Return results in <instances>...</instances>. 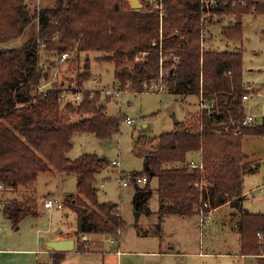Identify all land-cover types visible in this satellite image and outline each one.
<instances>
[{"label":"trees","instance_id":"16d2710c","mask_svg":"<svg viewBox=\"0 0 264 264\" xmlns=\"http://www.w3.org/2000/svg\"><path fill=\"white\" fill-rule=\"evenodd\" d=\"M141 3L133 9L130 0H54L38 8L36 0H0V211L14 228L27 217H39L33 187L41 173L54 171L76 176V193L68 194L63 205L76 214L79 251L84 250L80 241L85 236L113 234L125 227L118 205L98 200L96 179L110 164L108 159L95 154L68 157L76 134L109 139L119 132V119L107 114L98 92L94 98L87 92L81 103L63 107L57 86L37 92L41 78L48 75L39 65L40 56L55 65L65 53L74 65L82 53H101L100 60L114 64L118 87L136 93L158 83L164 68L168 93L210 106L189 123L179 122L174 131L136 141L134 152L145 161L144 171L131 176L137 191L143 192L137 211L152 214L145 206L152 196L149 180L144 187L137 183L143 176L158 178L156 213L161 220L207 213L236 201L241 206L244 177L258 169L247 162L244 138H264V122L242 124L247 116L244 96L249 94L242 51L206 43L212 40L209 28L226 21L221 37L240 39L243 17L264 14V0H218L216 5L164 0L162 18L148 0ZM22 37L20 45H9ZM89 62L87 57L79 77L89 78ZM193 154L202 169L187 166ZM20 188L29 193L5 197ZM238 232L239 254L264 264V213L241 210ZM65 255L54 251L52 264Z\"/></svg>","mask_w":264,"mask_h":264},{"label":"rangeland","instance_id":"374dc122","mask_svg":"<svg viewBox=\"0 0 264 264\" xmlns=\"http://www.w3.org/2000/svg\"><path fill=\"white\" fill-rule=\"evenodd\" d=\"M131 1V0H130ZM141 4V0H138ZM37 7L50 5L54 0L37 1ZM33 6V5H32ZM227 22V21H226ZM223 24L212 25L210 45L219 50H241L243 53V80L246 85L253 86L249 91V98L244 107L247 116L255 118V124L264 122V14H247L242 19L241 38L236 40L221 37ZM25 37L10 42V46L20 45ZM205 44V43H204ZM101 53H82L79 61L74 65L67 61L55 65L45 63L40 56L39 65L44 67L47 76L41 78L40 84L46 89L58 88L74 83L78 88L89 92L100 90H114L118 88L115 80V66L112 62L102 61L98 57ZM89 58V78L83 74L84 61ZM85 79V80H83ZM154 84V83H153ZM50 85V86H49ZM127 88V87H126ZM146 88V87H145ZM121 97L111 100L100 95V104L107 107V114L120 121L119 132L109 139H99L90 133L76 134L73 138V148L68 153L72 160L84 154H95L106 157L110 164L97 175L99 202H112L118 205L125 227L113 234L87 235L80 244L83 252L77 248L65 255L59 264H258L252 256H244L237 252L239 247L238 222L242 208L253 213H264V138L245 137L243 150L247 154V162L257 167L253 173L244 177V199L240 208L230 206L221 211H200L195 216H168L161 220L156 213L158 210V178L149 180L152 196L145 202L152 214L136 210L135 198L137 187L132 184L131 176L134 172H143L144 158L135 154L136 141L144 136L158 137L161 133L174 131L179 122L192 121L197 118L202 105L199 99L193 97L181 98L163 89L161 92L136 93L123 88ZM110 98V97H109ZM63 107V106H62ZM133 123H128L127 120ZM197 154L189 155L193 159ZM119 161L120 166H113L112 161ZM121 172V173H120ZM76 176L66 175L57 171L41 173L33 190L39 201L40 215L38 218H28L20 222L18 229L14 228L9 219L0 211V236L10 238L12 242L17 237H29L38 229L41 230L37 243L40 248L41 239H47L53 234L63 232L64 238H73L78 246L75 235L76 214L68 207L46 209L44 199L58 198L62 202L68 194L76 193ZM142 187L146 185H141ZM256 189L255 197H249L250 191ZM27 188H20L18 192L8 191L5 197L28 194ZM2 207V203H0ZM1 210V208H0ZM206 217L208 225L201 228V217ZM47 223V224H45ZM258 238L261 240L259 235ZM112 240L115 244H112ZM120 245L118 246V241ZM24 248V247H23ZM120 248L121 254L116 249ZM171 254L160 251L172 250ZM156 251V252H155ZM31 255L21 254L1 257L6 264H27ZM32 258V257H31ZM42 264H52V260L42 255ZM46 258V260H45Z\"/></svg>","mask_w":264,"mask_h":264},{"label":"built area","instance_id":"2783aa9c","mask_svg":"<svg viewBox=\"0 0 264 264\" xmlns=\"http://www.w3.org/2000/svg\"><path fill=\"white\" fill-rule=\"evenodd\" d=\"M40 1V0H37ZM150 4H152L155 8V10L158 11L160 17L162 18L166 13H165V5H164V0H148ZM202 2H210L212 5H216L218 3V0H202ZM68 58V54L65 53L63 54L60 58L59 61L60 63H63L67 60ZM160 81L158 83H154L150 86H148L149 91L151 92H161L163 89H166V84L163 82V77L166 76L168 74V71L164 68H161L160 71ZM50 86V85H49ZM52 87H49L48 89H46L45 85L43 84H38L37 86V92L38 93H47ZM248 91H252L253 86H247ZM59 92H60V104L62 106H65L68 103H75V104H79L82 102L84 95L88 92L90 93V98H94V96L96 95V92L93 90L91 92L83 89V88H78L77 86H75L74 83H70L67 86H63L59 88ZM100 95H105V97L108 99L109 97L112 98L114 96L116 97H121L123 90L120 89L119 87L114 89V90H104L101 89L100 91ZM249 98V94L244 96V100H247ZM203 108H210V106L207 103H203L202 104ZM128 123H133L131 120H127ZM243 126H249V125H253L255 124V118L253 116H246V118L243 121ZM239 132V131H238ZM111 164L113 166H120V162L119 161H112ZM187 166H189V168L191 170H198V169H202V163L199 159L197 158H193L190 159L189 161H187ZM121 173V172H120ZM148 182L147 177L143 176V177H139L137 179V183L139 186L141 185H146ZM196 186H198V183H196ZM251 193L249 194V197H255V192L256 189H253L250 191ZM264 192V188L260 189V193ZM43 205L46 209H52L54 207L56 208H60L62 209L64 207L63 202L58 199V198H47L44 199L43 201ZM205 206H207L205 204ZM208 225V220L206 219V217H201L200 220V226L201 228H206ZM259 237L261 238L262 236L259 235ZM113 242V241H112Z\"/></svg>","mask_w":264,"mask_h":264},{"label":"crops","instance_id":"0c3cea01","mask_svg":"<svg viewBox=\"0 0 264 264\" xmlns=\"http://www.w3.org/2000/svg\"><path fill=\"white\" fill-rule=\"evenodd\" d=\"M243 195H245V194H243ZM230 206H232L231 203L230 204H226V205H224L222 207H219V208L215 209L214 212L221 211V210H224V209H228ZM241 206H242V203H241ZM241 206L238 205V207H235V206H232V207L240 208ZM242 210H245V209L242 208ZM28 218H38V217H28ZM25 219H27V218H25ZM45 224H47V223H45ZM40 232H41V230L38 229L32 235H30L29 237H24V238L17 237L16 238L17 240H14V242H12L9 237L3 239L0 236V259H2L1 257L8 256V255L17 257V256H19L21 254H28V255H31V256H29L27 264H42V259H43L42 255H44L46 258L49 257L50 260H53V252L54 251L51 250L46 245V242L49 241V240L65 239L62 236L63 232L60 230L59 234H53V235L49 236L47 239H41L40 240V245L44 246L45 249L42 248V247L40 248V246L37 243V239L39 238ZM237 233H238V237H239V240H238L239 247L237 249V252L239 253V249H240V234H239L238 230H237ZM85 238H86V236L84 237V240H85ZM112 241H113L112 244H115V241L114 240H112ZM119 245H120V240L118 241V246ZM76 248H77V243H76V240H75L74 249L71 250V251L65 252V254H68V253H71V252L75 251ZM116 251H117L118 255L121 254V252H122L120 248H117ZM81 252H83V251H81ZM160 252L162 254H171L174 251H173V248H172V250L167 249L166 251H160ZM46 258H45V260H46ZM241 258L245 259L244 256H241ZM21 262H22V260H17V264H21ZM0 264H6V263L3 260H0Z\"/></svg>","mask_w":264,"mask_h":264},{"label":"water","instance_id":"95a60500","mask_svg":"<svg viewBox=\"0 0 264 264\" xmlns=\"http://www.w3.org/2000/svg\"><path fill=\"white\" fill-rule=\"evenodd\" d=\"M130 5L133 9H139L141 8V4L138 2V0H131ZM143 196L142 191H138L137 193V199H135V206L136 210L139 208L140 205V199ZM232 206L238 207L239 202H233L231 203ZM46 245L55 252H68L74 249L75 246V240L73 238H65V239H59V240H49L46 242Z\"/></svg>","mask_w":264,"mask_h":264}]
</instances>
